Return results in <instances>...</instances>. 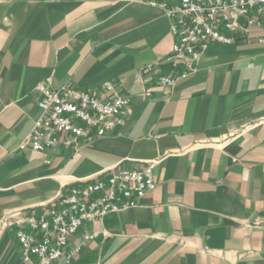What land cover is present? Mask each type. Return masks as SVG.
<instances>
[{
  "label": "crops",
  "instance_id": "crops-1",
  "mask_svg": "<svg viewBox=\"0 0 264 264\" xmlns=\"http://www.w3.org/2000/svg\"><path fill=\"white\" fill-rule=\"evenodd\" d=\"M173 43L146 0H0V264H26L7 215L39 216L109 169L155 160L154 191L89 223L99 236L72 264H264V29L213 44L169 88L145 69ZM47 79L98 97L112 83L131 98L124 124L20 152Z\"/></svg>",
  "mask_w": 264,
  "mask_h": 264
},
{
  "label": "built area",
  "instance_id": "built-area-1",
  "mask_svg": "<svg viewBox=\"0 0 264 264\" xmlns=\"http://www.w3.org/2000/svg\"><path fill=\"white\" fill-rule=\"evenodd\" d=\"M146 1L171 22V52L163 62L145 69L156 73L163 87L174 88L181 77L194 74L213 44L229 45L253 28L264 29V0ZM50 82L47 79L36 88L42 95L40 116L21 141L20 152L39 153L60 144L71 148L80 141L91 143L124 124L122 116L131 98L121 95L112 83H105V92L98 97L69 86L51 89ZM158 163L151 161L134 171L109 169L102 177L62 194L39 216L14 212L3 219L1 226L16 234L26 264H72L99 236L88 231L89 223L99 224L110 214L134 208L154 191ZM81 230L84 232L79 240L73 241Z\"/></svg>",
  "mask_w": 264,
  "mask_h": 264
}]
</instances>
